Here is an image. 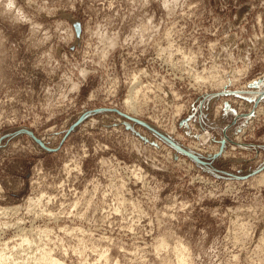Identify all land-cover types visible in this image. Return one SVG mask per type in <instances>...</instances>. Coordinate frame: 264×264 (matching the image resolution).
<instances>
[{"label": "rangeland", "instance_id": "rangeland-1", "mask_svg": "<svg viewBox=\"0 0 264 264\" xmlns=\"http://www.w3.org/2000/svg\"><path fill=\"white\" fill-rule=\"evenodd\" d=\"M263 176L264 0H0L5 264H264Z\"/></svg>", "mask_w": 264, "mask_h": 264}, {"label": "bare ground", "instance_id": "bare-ground-1", "mask_svg": "<svg viewBox=\"0 0 264 264\" xmlns=\"http://www.w3.org/2000/svg\"><path fill=\"white\" fill-rule=\"evenodd\" d=\"M127 103L130 104V105L133 104L132 103V100L129 99V98L127 100ZM131 108H133V107H131ZM0 187H1V185H0ZM44 231L45 232H48V230H44ZM25 240H27V238H25ZM164 244L165 243L163 241L160 245L163 246ZM27 245L29 246V240H27ZM176 248H178V247H176ZM47 249L46 248H44V249H40L39 248V252L38 253H36L38 250L35 253L34 252L33 253L31 252L33 255L28 256L26 261L23 260V262H24L23 264H66L65 262H62L61 259H58L55 256H53L54 255V254H52V251L53 250L50 251V250H47ZM50 249H52V248H50ZM179 249L180 250L177 249L178 251H180V252L177 251L178 263L179 264H186L187 263V258H186V254H185L186 247L183 246V248H179ZM103 254H105V252H103ZM9 260H11V259L9 257H7V254L0 252V264L8 263ZM13 262H20V261L19 260H13ZM18 264H20V263H18Z\"/></svg>", "mask_w": 264, "mask_h": 264}, {"label": "water", "instance_id": "water-1", "mask_svg": "<svg viewBox=\"0 0 264 264\" xmlns=\"http://www.w3.org/2000/svg\"><path fill=\"white\" fill-rule=\"evenodd\" d=\"M119 111L122 112L123 114H125L126 116H128V117H130V118H132V119H134V120H136V121H139V122H141V123H143V124H145V125H147V126L153 128L152 125H151L150 123H148L146 120H143V119H141V118L135 117V116H133V115H131V114H128V113H126V112H124V111H121V110H119ZM80 119H81V118H80ZM80 119H79V120H80ZM79 120H78V121H79ZM78 121H77V122H78ZM77 122H75L74 124H72L71 127H70V129L74 128V126H75V124H76ZM153 129H156V128H153ZM25 130H29V132L32 133L33 137L37 140V142H39L40 144H42V145L48 147L40 137H38L36 134L33 133V130L28 129V128H25ZM160 134H161L163 137H165L167 140H169L172 144H174L176 147H178L179 149H181V150L187 152L188 154H190V156L194 157V158L197 159V160L203 161V160H202L197 154H195L194 152H190V150H188V149H186V148L184 149V147H183L182 145H180L178 142H176V140H174V139L171 138L170 136H167L166 134H163L162 132H160ZM224 142H225V141L223 140V143H222V146H221V150H222V148H223V144H224ZM48 148H50V147H48Z\"/></svg>", "mask_w": 264, "mask_h": 264}, {"label": "clouds", "instance_id": "clouds-1", "mask_svg": "<svg viewBox=\"0 0 264 264\" xmlns=\"http://www.w3.org/2000/svg\"><path fill=\"white\" fill-rule=\"evenodd\" d=\"M9 7H11V5H9Z\"/></svg>", "mask_w": 264, "mask_h": 264}]
</instances>
